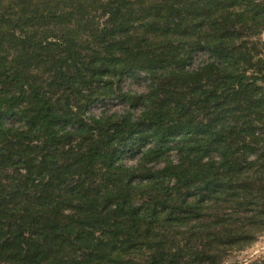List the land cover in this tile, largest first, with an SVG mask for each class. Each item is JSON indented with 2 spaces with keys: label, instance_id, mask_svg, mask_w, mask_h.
<instances>
[{
  "label": "trees",
  "instance_id": "16d2710c",
  "mask_svg": "<svg viewBox=\"0 0 264 264\" xmlns=\"http://www.w3.org/2000/svg\"><path fill=\"white\" fill-rule=\"evenodd\" d=\"M263 32L264 0H0V264H237L264 232ZM108 99L143 109L87 115Z\"/></svg>",
  "mask_w": 264,
  "mask_h": 264
},
{
  "label": "rangeland",
  "instance_id": "374dc122",
  "mask_svg": "<svg viewBox=\"0 0 264 264\" xmlns=\"http://www.w3.org/2000/svg\"><path fill=\"white\" fill-rule=\"evenodd\" d=\"M260 38L262 41H264V32ZM207 58H209L208 53L198 54V57L194 58V65L206 60ZM149 86L150 80L144 72H139L137 76L132 75L123 77L122 81L120 82V88L122 91L130 94H145L149 90ZM142 109L143 105L141 103H136L135 105L131 106L127 103L120 102L117 99H108L104 103L98 102L93 106H90L87 110V115L100 116L103 113L109 115L112 113L123 114L124 112H129L133 116H138ZM144 144L139 145L142 146V148L139 147L137 150H133L131 153L126 154L122 159V163L127 167L137 166L140 153L144 151V149L151 146V143ZM262 257H264V232L258 234L255 240L249 245H245L241 248L231 251L225 260L231 263L248 264Z\"/></svg>",
  "mask_w": 264,
  "mask_h": 264
}]
</instances>
